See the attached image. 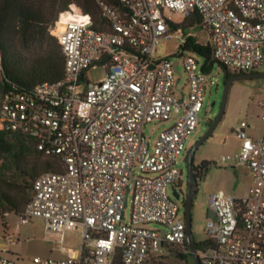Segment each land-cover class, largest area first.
<instances>
[{
  "label": "built area",
  "instance_id": "1",
  "mask_svg": "<svg viewBox=\"0 0 264 264\" xmlns=\"http://www.w3.org/2000/svg\"><path fill=\"white\" fill-rule=\"evenodd\" d=\"M94 2L107 31L90 22L49 28L63 56L60 79L31 93L0 95V134L32 139L60 168L33 182L20 222L43 219L47 231L59 232L65 254L64 233L75 229L82 237L72 255L32 264H187L186 201L181 190L178 199L168 190L182 181L178 160L186 159V142L215 80L196 54L156 58V45L172 36L169 14L196 17L217 64L236 74L259 72L264 0H120L123 8ZM96 68L105 75L93 83L86 72ZM258 107L264 121V102ZM234 133L241 142L234 160L249 169L252 186L244 197L209 195L216 219L208 216L205 239L194 243L200 264H264V134L252 139L242 126ZM3 252L0 264H19Z\"/></svg>",
  "mask_w": 264,
  "mask_h": 264
},
{
  "label": "rangeland",
  "instance_id": "2",
  "mask_svg": "<svg viewBox=\"0 0 264 264\" xmlns=\"http://www.w3.org/2000/svg\"><path fill=\"white\" fill-rule=\"evenodd\" d=\"M169 16L176 24H181L184 20L179 14H169ZM171 35L170 38L158 41L155 53L156 58L170 57L178 53L179 46L185 37L188 36L193 37L202 45L210 41L208 32L198 26L173 31ZM202 61L200 59V62ZM178 70L183 72L181 65ZM258 71L263 72L264 67L259 68ZM104 75L105 72L102 68L89 69L86 72L88 80L93 83L101 80ZM211 76L215 83L207 87L205 91L203 108L199 114L202 121L195 132L188 138L186 142L187 148L203 136L209 127V121L213 122L219 112L224 92V74L217 69V66H214ZM259 102H264V77L233 82L228 92L220 122L211 136L194 154L193 163L195 166L203 161L210 163L204 177L197 182V192L192 201L191 237L195 244L205 239L204 230L208 219L209 195L215 191L222 190L235 197H244L252 186L249 169L238 165L234 160L235 154L238 153L241 147V142L236 137L234 129L242 126L252 139L263 137L264 121L260 116ZM167 126L162 125L160 130ZM157 133L151 136V144H153ZM145 134L146 136L149 134L147 129ZM223 157L228 159L227 162H222ZM177 167L182 170L183 176L181 183L177 185L178 188L173 190L169 188L168 190V195L173 199H176L175 193L180 197V190L182 193L185 192L187 183V162L179 158ZM126 211L129 214L130 206H128ZM6 236L10 237L12 244L6 245ZM59 240V236L48 235L45 222L41 218H33L27 223H21L20 217L12 213L0 218V250L6 249L3 254L17 260L19 264H32L34 258H65L58 249ZM81 241V233L78 230H67L64 233L62 246L75 250L80 247ZM186 263L194 264L192 256L188 255L186 257Z\"/></svg>",
  "mask_w": 264,
  "mask_h": 264
},
{
  "label": "trees",
  "instance_id": "3",
  "mask_svg": "<svg viewBox=\"0 0 264 264\" xmlns=\"http://www.w3.org/2000/svg\"><path fill=\"white\" fill-rule=\"evenodd\" d=\"M106 2L114 7H124L120 0ZM60 21L90 22L92 29L107 31V24L94 0H0V51L3 66L0 73V95L9 91L31 93L38 84L61 78V47L49 33L50 26ZM197 22L198 18L194 17L183 20L181 24L169 23V26L177 31L193 27ZM179 52H191L199 56L206 73L217 66L223 72L225 81L236 75L216 63L210 42L202 45L188 36L179 46ZM209 165L207 161L197 165L195 178L201 180ZM59 171L56 157L45 156L32 139L21 134L1 133L0 218L10 213L20 216L31 198L33 182L44 173Z\"/></svg>",
  "mask_w": 264,
  "mask_h": 264
},
{
  "label": "water",
  "instance_id": "4",
  "mask_svg": "<svg viewBox=\"0 0 264 264\" xmlns=\"http://www.w3.org/2000/svg\"><path fill=\"white\" fill-rule=\"evenodd\" d=\"M264 77V71L263 72H253V73H242V74H236L229 77L225 83H224V92L223 97L221 101V105L219 108V112L216 116V118L213 120L211 125L208 127L207 131L201 136L197 142L192 146L188 157H187V180L189 182V189L187 194V199L185 202V219H186V240H187V247L189 248V251L191 253V256L193 258L194 264H200V261L196 255V249L194 241L191 237V208H192V201L193 197L196 194V190L198 187L197 180L193 173V158L194 154L197 151V149L211 136L212 132L216 128L217 124L220 122L222 115L224 113L225 104L227 101L228 92L233 84V82L237 80H251V79H257V78H263ZM175 193V192H174ZM176 199L179 198V195L175 193ZM208 216H211L214 220L216 219V216L212 214V212L208 211Z\"/></svg>",
  "mask_w": 264,
  "mask_h": 264
},
{
  "label": "flooded vegetation",
  "instance_id": "5",
  "mask_svg": "<svg viewBox=\"0 0 264 264\" xmlns=\"http://www.w3.org/2000/svg\"><path fill=\"white\" fill-rule=\"evenodd\" d=\"M212 123V122H211ZM197 141H195L189 148H187L186 149V151H185V153H184V157L186 158L185 159V161L187 162V157H188V154H189V152H190V150H191V148H192V146L196 143ZM198 150V149H197ZM196 168V166L194 165V163H193V173H194V176H195V169ZM197 180V182H198V179H196ZM198 188V187H197ZM188 189H189V182H188V180H187V183H186V190H185V192H183L182 193V200L183 201H186V199H187V194H188ZM196 192H197V190H196ZM189 255L191 256V253L189 252Z\"/></svg>",
  "mask_w": 264,
  "mask_h": 264
},
{
  "label": "crops",
  "instance_id": "6",
  "mask_svg": "<svg viewBox=\"0 0 264 264\" xmlns=\"http://www.w3.org/2000/svg\"><path fill=\"white\" fill-rule=\"evenodd\" d=\"M47 233H48V235H55V236H59V232H56V231H54V232H49V231H47ZM66 250H67V253L68 254H65V253H62L61 252V250L59 249V247H58V249L60 250V253L62 254V256L63 257H67L68 255H72L74 252H76V250H78L79 248H77V249H71V248H66V247H64Z\"/></svg>",
  "mask_w": 264,
  "mask_h": 264
}]
</instances>
